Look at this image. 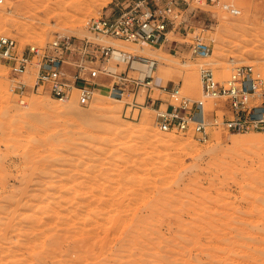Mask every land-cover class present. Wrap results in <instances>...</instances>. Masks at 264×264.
<instances>
[{
	"label": "rangeland",
	"instance_id": "rangeland-1",
	"mask_svg": "<svg viewBox=\"0 0 264 264\" xmlns=\"http://www.w3.org/2000/svg\"><path fill=\"white\" fill-rule=\"evenodd\" d=\"M124 1L0 0V35L22 46L85 37L89 18ZM177 1L183 24L162 46L105 42L156 60L157 84L193 100L203 67L223 81L252 65L264 81V0H237V17ZM198 37L207 58L191 53ZM131 102L95 93L56 117L47 107L64 103L11 93L0 67V264H264V134L216 130L203 144L159 131L148 105L132 116Z\"/></svg>",
	"mask_w": 264,
	"mask_h": 264
},
{
	"label": "built area",
	"instance_id": "built-area-1",
	"mask_svg": "<svg viewBox=\"0 0 264 264\" xmlns=\"http://www.w3.org/2000/svg\"><path fill=\"white\" fill-rule=\"evenodd\" d=\"M236 1L206 0V3L237 17L241 9ZM182 14L177 0H125L121 5L114 4L109 13L89 18L84 26L89 35L85 37L57 35L44 45L22 46L15 38L0 35V67L9 71V91L18 96L43 93L58 102L85 107L95 93H104L118 101L131 96L128 106L135 108L140 92L154 87L156 61L123 51L114 58L116 48L105 40L162 46L169 28L183 24ZM191 53L207 58L211 48L198 37L191 45ZM134 61L151 63V74L140 78ZM120 64L126 71L117 72ZM199 81L202 96L198 100L183 95L178 86L160 87L167 99L165 105L159 104L154 109L159 131L189 136L203 144L216 130L264 134V81L256 67L235 66L223 81L216 78L211 68L203 67Z\"/></svg>",
	"mask_w": 264,
	"mask_h": 264
},
{
	"label": "bare ground",
	"instance_id": "bare-ground-1",
	"mask_svg": "<svg viewBox=\"0 0 264 264\" xmlns=\"http://www.w3.org/2000/svg\"><path fill=\"white\" fill-rule=\"evenodd\" d=\"M262 6H264V3L262 4ZM264 9V8H263ZM88 10V9H87ZM108 44H112V43H108ZM116 50V49H115ZM144 50V49H143ZM143 50H141L140 51V53L142 52V53H144V51ZM120 52L119 51H114V54H113V57L114 58H117V57H119L120 56V54H119ZM141 56V55H140ZM158 57V56H157ZM160 60H164V59H162V56L160 57H158ZM150 59V61L152 62L153 60L151 59V58H149ZM157 59V58H156ZM156 61V60H155ZM135 63H136V61H134L133 62V66L134 67H136L135 66ZM141 63V62H140ZM142 65H144L143 63H141ZM141 66V65H140ZM110 68V70H112L113 72L115 71V68L114 67H109ZM137 68V67H136ZM142 68H143V70L145 71V73L144 74H146V75H149V74H151V72H152V64L151 63H149L148 64V66H142ZM138 69V68H137ZM142 72V71H141ZM145 76V75H144ZM144 76H142V77H144ZM142 77H140V78H142ZM72 103L73 102H66V103H64V106H61V108L59 107V109H58V107L56 108V110L55 109H49V107H47V111H48V113H49V111L50 112H52L56 117H57V114L59 115H62V114H64V113H68L69 111H71L72 109H73V105H72ZM47 105H43V107H46ZM92 108H93V110H100V107H98V106H93L92 105ZM91 108V109H92ZM51 113V115H53ZM57 113V114H56ZM49 115V114H48ZM53 115V116H54ZM92 132V131H91ZM89 133V132H88ZM81 134V133H80ZM85 134H86V132H85ZM96 134V133H95ZM90 135V134H89ZM237 135H239V134H237ZM83 136V135H82ZM217 138H218V136H217ZM243 140H245V139H243ZM242 139H241V141H243ZM224 141V140H223ZM244 142H246V140L244 141ZM244 142H240V144L241 143H244ZM250 142V141H249ZM239 143V142H238ZM246 143H248V142H246ZM31 167V166H30ZM44 170V169H43ZM38 176V175H37ZM40 181V180H39ZM48 182V181H47ZM42 187V186H41ZM44 189V188H43ZM46 189V188H45ZM45 191V190H44ZM48 191V190H47ZM33 192V191H32ZM58 193V192H57ZM50 194V193H49ZM62 194V193H61ZM39 198H41V197H39ZM61 198V197H60ZM45 199V198H44ZM48 199V198H47ZM65 199V198H64ZM68 199H70V198H68ZM18 200V199H17ZM30 202V201H29ZM79 202V201H78ZM26 203H27V201H26ZM41 203V202H40ZM57 203V202H56ZM88 203V202H87ZM23 204V203H22ZM35 206V205H34ZM43 206V205H42ZM45 206V205H44ZM45 208V207H44ZM42 210V209H41ZM44 211V210H43ZM104 213V212H103ZM106 214H107V211H106ZM40 219V218H39ZM74 219V218H73ZM40 221V220H39ZM51 222V221H50ZM49 222V223H50ZM43 223V222H42ZM99 226V225H98ZM104 226V225H103ZM91 227V226H90ZM94 228V227H93Z\"/></svg>",
	"mask_w": 264,
	"mask_h": 264
},
{
	"label": "crops",
	"instance_id": "crops-1",
	"mask_svg": "<svg viewBox=\"0 0 264 264\" xmlns=\"http://www.w3.org/2000/svg\"><path fill=\"white\" fill-rule=\"evenodd\" d=\"M159 62V61H158ZM158 88V90L160 91V92H162L161 91V89H160V86L157 84V78H156V76H155V80H154V87L151 89V90H149V91H146V95H145V97H144V101H143V103H140V102H138V98H139V96L140 95H138L137 96V98H136V105H137V107H135V108H131V106H128V104H126L127 105V108L129 107L131 110H130V112H131V115L133 116V114H134V112L135 111H137L138 112V114H139V112L141 111V109L143 108V105H148L150 108H152L153 110L159 105V104H161V105H165V101L162 99V98H160V97H157V98H153V94H154V92H153V90L155 89V88ZM161 87H163V86H161ZM163 94H165L164 92H162ZM166 95V94H165ZM132 105V104H131Z\"/></svg>",
	"mask_w": 264,
	"mask_h": 264
}]
</instances>
